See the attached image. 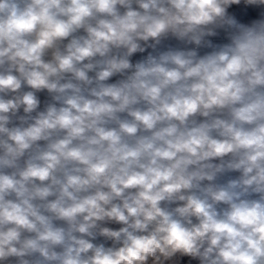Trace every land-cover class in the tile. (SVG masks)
Wrapping results in <instances>:
<instances>
[{"label": "clouds", "instance_id": "9594fccd", "mask_svg": "<svg viewBox=\"0 0 264 264\" xmlns=\"http://www.w3.org/2000/svg\"><path fill=\"white\" fill-rule=\"evenodd\" d=\"M0 264H264V0H0Z\"/></svg>", "mask_w": 264, "mask_h": 264}]
</instances>
